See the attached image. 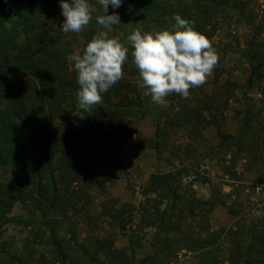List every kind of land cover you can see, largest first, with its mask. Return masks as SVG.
<instances>
[{
	"label": "trees",
	"instance_id": "16d2710c",
	"mask_svg": "<svg viewBox=\"0 0 264 264\" xmlns=\"http://www.w3.org/2000/svg\"><path fill=\"white\" fill-rule=\"evenodd\" d=\"M237 2L131 0L117 9L109 5L108 14L118 13L121 21L109 33L126 44L129 59L134 49L127 38L135 30L142 34L171 32L176 24L173 17L178 14L211 41L217 32L218 12L237 6L242 21L255 32L252 45L256 48L248 51L252 65L248 87L253 88L256 80H264V61H259L262 43L258 41L264 24L257 25ZM96 20L92 18L81 33L65 34L57 27L64 21L60 0H0V234L13 222L10 215L14 208L22 204L32 208L33 215L40 216L25 221V227L36 226L47 233L62 264H173L184 251L200 253L198 264H219L214 255L222 235L203 229L202 225L198 233L187 232L192 227L188 225L189 219L196 221L204 213L201 207L211 203L196 198L192 184H185V179L191 178L201 163L220 156L229 158L228 167H224L229 175H233V168L240 162L245 163L248 171L264 168V154L260 143L249 140L251 129L260 121L258 117L246 106L238 131L223 132L218 115L226 110L228 100L223 103L220 95L217 99V93H205L204 84L190 88L187 99L177 93L168 95L171 103L165 109L166 119L149 141L157 155L169 146L176 149V154L168 159L172 170L152 175L145 191L148 199L142 208L141 223L157 226L152 252L139 256L143 250L139 231L129 233L128 252L117 249L111 238H90L86 245L79 243L76 233L69 241L58 238L62 221L70 219L71 212L72 216L80 213L78 203L88 198L95 187L105 190L124 168L98 143L108 125L128 130V119L148 115L140 84L124 77L102 93V103L91 106V111L77 108L80 86L74 64L67 58L83 55L92 37L107 31ZM227 96L233 97L234 91ZM67 111H72L73 117L70 128L65 129L60 121ZM211 126L218 130L217 146L204 135ZM181 129L187 130L190 142L184 149L176 148L171 141V133ZM193 155L196 161L184 165ZM176 161L182 165L178 167ZM75 191L82 197L77 199ZM126 208L131 206L124 204L115 214H108L122 231H126L131 218H122ZM186 208L190 218L185 215ZM231 232L237 244L229 264H264V217L252 226L247 247L242 245L243 230ZM204 233L209 237H203ZM6 245L0 244L3 253L8 254L4 251ZM4 263L16 264L17 257L8 255Z\"/></svg>",
	"mask_w": 264,
	"mask_h": 264
},
{
	"label": "rangeland",
	"instance_id": "374dc122",
	"mask_svg": "<svg viewBox=\"0 0 264 264\" xmlns=\"http://www.w3.org/2000/svg\"><path fill=\"white\" fill-rule=\"evenodd\" d=\"M130 1L122 0V4L128 5ZM237 1L240 7L251 14L257 25L264 24V0ZM68 2L71 3V0ZM88 2L92 5V18L97 19L105 14L98 0H88ZM239 15L237 6L221 10L217 14V32L211 43L219 55V62L212 74L207 77L204 90L211 95L217 93V99L220 95L223 103L228 100L226 110L218 115L222 120L221 130L225 133L235 134L238 131L245 115L244 107L248 106L251 113L260 120L251 129L249 140L260 143L264 154V80L258 79L253 88L248 87L252 69L248 51L250 49L254 51L256 48V45H252L255 32ZM63 22L57 24L59 29ZM126 22L130 23L128 20ZM108 36L118 38L121 42L116 34L108 33ZM258 41L262 43L259 61H264V31L258 36ZM121 43L126 45L123 41ZM129 55L128 52V57ZM123 67L124 78L142 84L133 57L129 58L128 64ZM140 90L148 107V115L143 119H128L129 124H126L128 130L112 124L108 125L104 135L98 140L100 147L106 153L123 163V170L118 173L113 183L107 184L105 190L95 187L88 198L78 203L77 209L80 213L72 216L73 212H71L70 219L62 221L58 238L69 241L76 233L77 240L83 245H86L90 238H111L115 240L117 249L128 252L129 233L139 231L143 246L139 256L145 257L152 252L151 243L157 226L141 223L142 208L146 206L148 199L145 191L152 175L172 170L168 159L172 153L176 154V149L169 146L166 152L157 155L156 151L149 147V141L155 138L158 126L163 125L166 119L165 109L171 103V97H165L166 103L158 105L153 102L147 87L140 86ZM231 91H234V96H227ZM72 117L73 112L67 111L60 125L65 129L70 128ZM134 134H137L136 140H133ZM171 134V141L176 144V148L184 149L187 143H190L186 129L173 131ZM217 134L218 130L214 126L209 127L204 133L209 142L215 146L219 144ZM194 157L195 155L190 160H186L184 165L195 160ZM228 163L229 158L222 156L207 160L201 163V167L193 170L191 178H186L184 182L192 184L191 189L195 191L196 198L211 203L201 207L204 213L201 212V216L196 221L193 217L190 218L189 209H185V215L190 218L188 225L192 226L187 232L198 233L199 226L202 225L203 229L220 233L222 237L217 243L214 255L219 264H229L228 259L237 244V238L231 231L243 230L245 235L242 245L247 247L250 243L248 234L252 226L264 217V168L248 171L245 163L240 162L233 168L231 172L233 175H229L224 171ZM175 165L180 167L182 164L179 165L176 161ZM258 187L260 190L257 189ZM74 195L77 199L82 197L78 191H75ZM185 197V201L181 203L183 205L186 204L188 194ZM124 204L131 206L130 209H125L126 213L122 217H131L126 231L120 230L117 222L112 223V219L108 217V214H115ZM32 211V208H26L22 204L14 208L10 215L13 222L5 228L3 234H0V244L6 242L4 251H8V254L3 253L0 246V256L3 257L0 258V264H5L4 257L6 259L8 255L17 257L16 264H62L50 243L49 235L39 231L36 226H34L36 229L25 227V221L30 219L34 221L39 216V214L33 215ZM205 213L207 216L203 219ZM203 237L208 238L209 234L204 233ZM199 257L200 253L184 251L173 264H198Z\"/></svg>",
	"mask_w": 264,
	"mask_h": 264
},
{
	"label": "clouds",
	"instance_id": "9594fccd",
	"mask_svg": "<svg viewBox=\"0 0 264 264\" xmlns=\"http://www.w3.org/2000/svg\"><path fill=\"white\" fill-rule=\"evenodd\" d=\"M104 15L97 24L107 31H99L87 43L83 55L73 54L67 59L74 62L80 86L77 108L91 111V106L102 103V93L107 92L124 76L123 65L129 49L118 38H109L114 25L121 24L118 13L108 14L122 6V0H98ZM64 17L61 31L81 33L92 20V5L88 0H60ZM173 31L143 33L135 30L127 41L133 46V62L142 78L141 87H147L153 102L166 103L171 93L187 99L189 89L206 83L219 62V55L209 38L194 30L192 22L175 15Z\"/></svg>",
	"mask_w": 264,
	"mask_h": 264
},
{
	"label": "built area",
	"instance_id": "2783aa9c",
	"mask_svg": "<svg viewBox=\"0 0 264 264\" xmlns=\"http://www.w3.org/2000/svg\"><path fill=\"white\" fill-rule=\"evenodd\" d=\"M133 138H134L133 140H136L137 139V134H134ZM257 189L260 190V187H258Z\"/></svg>",
	"mask_w": 264,
	"mask_h": 264
}]
</instances>
